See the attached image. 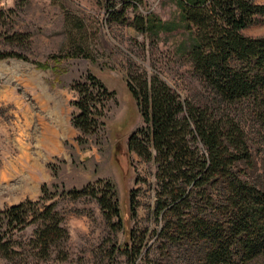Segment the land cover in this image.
<instances>
[{
    "label": "rangeland",
    "instance_id": "374dc122",
    "mask_svg": "<svg viewBox=\"0 0 264 264\" xmlns=\"http://www.w3.org/2000/svg\"><path fill=\"white\" fill-rule=\"evenodd\" d=\"M120 1L0 0V50L21 55L0 59V208L39 199L45 184L53 195L46 204L54 203L67 231V238L43 256L35 247L37 225L29 224L13 237L20 252L10 259L0 255V264H132L124 251H116L127 242L130 228L143 236L136 264H152L154 258L162 264L187 263L183 247L162 255L155 250L161 225L152 212L155 166L127 152L129 134L142 124L125 81L128 65L157 73L183 99L204 103L208 92L184 54L187 35L178 0L134 3L124 12L126 23L109 19L111 5L117 9ZM136 13H151L169 28L140 32L130 23ZM243 33L264 36V16ZM88 73L113 96L98 133L84 136L70 122L75 97L70 86ZM235 113L252 154L247 175L264 188L261 128L248 112ZM99 179L113 184L124 230L110 226L94 198L58 195ZM130 189H137L138 201L132 218ZM255 264H264V257Z\"/></svg>",
    "mask_w": 264,
    "mask_h": 264
},
{
    "label": "trees",
    "instance_id": "16d2710c",
    "mask_svg": "<svg viewBox=\"0 0 264 264\" xmlns=\"http://www.w3.org/2000/svg\"><path fill=\"white\" fill-rule=\"evenodd\" d=\"M143 0H121L108 10L109 19L128 22L124 12ZM184 20V54L194 75L204 85V103L183 99L157 73L133 63L125 81L142 118L127 138V152L154 166L153 215L161 222L155 231L161 255L183 247L185 264H255L264 257V188L250 180L252 154L247 134L236 111H246L258 123L264 138V36L243 30L264 16V4L255 0H178ZM4 11L0 7V18ZM130 23L140 32L156 34L169 28L153 14H134ZM21 56L0 50V59ZM71 124L81 135H96L105 108L113 96L93 74L70 86ZM143 180V179H137ZM39 199H25L0 208V255L12 258L14 234L36 224L35 247L46 256L67 238L61 217L47 186ZM58 195L94 198L112 228L124 230L113 184L99 179ZM138 204L137 189H130V218ZM117 222H112L113 219ZM124 251L132 264L143 252V236L133 229ZM149 249L146 250V254ZM190 251V253L188 252ZM152 264H162L154 258Z\"/></svg>",
    "mask_w": 264,
    "mask_h": 264
},
{
    "label": "bare ground",
    "instance_id": "6f19581e",
    "mask_svg": "<svg viewBox=\"0 0 264 264\" xmlns=\"http://www.w3.org/2000/svg\"><path fill=\"white\" fill-rule=\"evenodd\" d=\"M54 134H55V133H54ZM54 134H53V135H54ZM54 140H55V139H54Z\"/></svg>",
    "mask_w": 264,
    "mask_h": 264
}]
</instances>
